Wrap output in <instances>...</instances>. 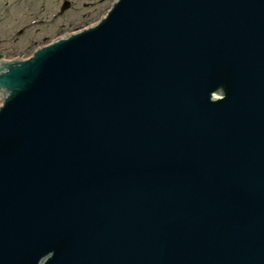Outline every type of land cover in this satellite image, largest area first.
Masks as SVG:
<instances>
[{
    "label": "water",
    "instance_id": "water-1",
    "mask_svg": "<svg viewBox=\"0 0 264 264\" xmlns=\"http://www.w3.org/2000/svg\"><path fill=\"white\" fill-rule=\"evenodd\" d=\"M114 1L0 62V264H264V0Z\"/></svg>",
    "mask_w": 264,
    "mask_h": 264
},
{
    "label": "rangeland",
    "instance_id": "rangeland-1",
    "mask_svg": "<svg viewBox=\"0 0 264 264\" xmlns=\"http://www.w3.org/2000/svg\"><path fill=\"white\" fill-rule=\"evenodd\" d=\"M64 2L69 7L63 14ZM109 0H0V54L30 56L36 45L73 33L105 15ZM20 31H23L20 33Z\"/></svg>",
    "mask_w": 264,
    "mask_h": 264
}]
</instances>
